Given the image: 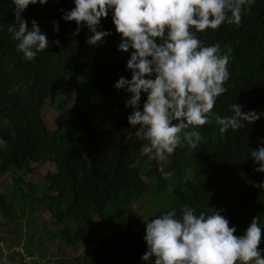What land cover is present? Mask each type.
Returning <instances> with one entry per match:
<instances>
[{
  "label": "trees",
  "instance_id": "obj_1",
  "mask_svg": "<svg viewBox=\"0 0 264 264\" xmlns=\"http://www.w3.org/2000/svg\"><path fill=\"white\" fill-rule=\"evenodd\" d=\"M73 7V0L29 5L22 16L29 28L33 19L38 21L49 47L35 60L25 61L7 31L15 22L14 5L0 0V138L6 142L0 145V174L12 169L27 173L33 170L32 162L57 166L56 172L46 175L47 194L26 180L24 194H19L20 180L0 191V215L17 227L22 221L18 197L24 208L45 207L63 225L59 237L65 247H88L80 264H145L141 257L147 250L146 223L126 224L128 208L144 197L149 219L159 215L163 206L167 211L176 208L179 214L188 205L198 213L226 210L222 215L237 228V236L255 216L264 226V189L256 186L264 183V173L255 171L258 165L251 158V149L264 146L259 143L264 139V116L221 134L214 115L211 124L198 129L203 141L195 150L178 148L173 154L165 178L155 161L140 155L143 141L135 136L126 139L135 131L127 119L132 109L125 106L128 94L114 84L120 76L131 79L126 70L130 53L117 50L120 35L111 14L101 24L113 34L102 46L93 47L86 43L87 28L73 35L77 24L61 19V10ZM54 21H59V32L54 31ZM197 35L206 46L219 44L221 54L230 56L228 91L217 98L213 113L231 115L228 106L233 103L243 105L244 112H264V0H256L240 26L225 24ZM56 40L61 46L53 43ZM69 65L90 79L93 87L87 94H78L75 106L62 110L67 114L62 119L57 94L74 86L67 74ZM145 99L142 95L141 107ZM191 171L193 177H188ZM114 219L125 226L107 234L105 226ZM49 224L45 222L47 238L53 235L47 231ZM46 237L40 244L28 238L26 255L34 257L47 244ZM259 247L264 248V236ZM15 253L7 254L9 264H22ZM3 255L0 250V258Z\"/></svg>",
  "mask_w": 264,
  "mask_h": 264
},
{
  "label": "clouds",
  "instance_id": "obj_2",
  "mask_svg": "<svg viewBox=\"0 0 264 264\" xmlns=\"http://www.w3.org/2000/svg\"><path fill=\"white\" fill-rule=\"evenodd\" d=\"M256 0H73L71 10L62 9L66 22H75L73 35L87 28L86 43L102 46L113 33L102 27V18L111 14L115 31L120 35L117 50L130 53L126 70L131 79L120 76L116 90L129 98L125 106L132 111L128 123L135 136L143 141L140 155L155 161L165 178V167L178 148L195 150L203 141L200 126L215 123L221 134L237 131L258 121L264 112L243 111V105L228 106L231 115L213 113L217 98L228 89L231 77L228 54H221L219 44L205 45L198 33L218 30L222 25L240 26L242 17L251 11ZM15 22L7 29L16 42V51L25 61H33L49 47L46 33L37 20L22 16L29 5H47L49 0H11ZM59 32V21L53 22ZM57 46L60 41H53ZM14 91H19V87ZM11 94V93H10ZM142 95L146 96L141 107ZM7 123V121H4ZM5 140L0 138V145ZM259 143L264 145V139ZM251 158L264 173V146L251 149ZM264 189V183L256 185ZM197 212L184 205L143 217L147 250L141 260L145 264H264V248H260L264 226L260 216L253 217L242 235L222 212ZM154 257V260H153ZM0 264H9L7 252Z\"/></svg>",
  "mask_w": 264,
  "mask_h": 264
},
{
  "label": "rangeland",
  "instance_id": "obj_3",
  "mask_svg": "<svg viewBox=\"0 0 264 264\" xmlns=\"http://www.w3.org/2000/svg\"><path fill=\"white\" fill-rule=\"evenodd\" d=\"M67 74L74 86L71 90L61 89L57 94V108L58 113L62 119L66 118L67 114L62 113L63 109H70V107L77 104L78 94H87L93 87V82L81 75L73 65L67 67ZM69 111V110H68ZM33 170L23 173L18 170L12 169L11 171L0 174V191L13 185L16 180H20L22 189L19 190V194L28 192V187L23 181H27L33 185H37L41 194L49 192V183L46 179V175L49 171H57V166L48 162L44 165H40L32 162ZM22 177V178H20ZM147 180L146 176H143ZM188 177H193V171L188 174ZM146 197L140 201H135L127 211L126 224H134L137 220H143V217H149L148 206L146 205ZM16 206L22 214V221L15 227V225L8 219L3 218L0 215V250L6 251L8 255L15 253L17 250L19 253H15L18 260L22 264H32L35 260H39L40 264H80V261L86 255L88 247L80 245L77 248L65 247L61 241L59 235L63 228V225L53 220L49 211L45 207L29 204L24 208L22 203H25L21 197L16 200ZM167 206H163L159 214L166 212ZM97 220H101L96 216ZM49 221L48 232L53 235L51 238L46 237L45 222ZM125 224L120 223L117 219L105 226L107 234L112 233L118 227H124ZM42 237H46L47 244L42 249L37 250L34 257L26 255L27 248L25 246L28 238L31 239L33 244H40ZM26 250V252L24 251ZM14 251V252H13ZM23 255V257H22ZM63 260V262H62ZM37 264V263H33Z\"/></svg>",
  "mask_w": 264,
  "mask_h": 264
}]
</instances>
